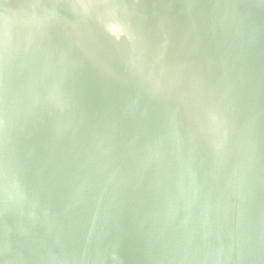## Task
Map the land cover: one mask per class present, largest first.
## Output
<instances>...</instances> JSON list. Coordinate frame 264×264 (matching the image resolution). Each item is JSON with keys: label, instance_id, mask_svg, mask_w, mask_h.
<instances>
[{"label": "water", "instance_id": "1", "mask_svg": "<svg viewBox=\"0 0 264 264\" xmlns=\"http://www.w3.org/2000/svg\"><path fill=\"white\" fill-rule=\"evenodd\" d=\"M0 264H264V0H0Z\"/></svg>", "mask_w": 264, "mask_h": 264}, {"label": "snow or ice", "instance_id": "2", "mask_svg": "<svg viewBox=\"0 0 264 264\" xmlns=\"http://www.w3.org/2000/svg\"><path fill=\"white\" fill-rule=\"evenodd\" d=\"M110 30L113 32V34H117L118 31H119V29H117V28H115V27H111Z\"/></svg>", "mask_w": 264, "mask_h": 264}]
</instances>
